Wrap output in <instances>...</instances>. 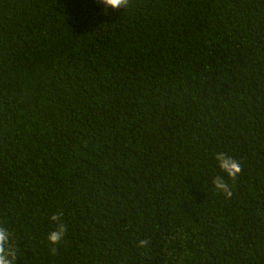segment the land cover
<instances>
[{"label":"trees","instance_id":"obj_1","mask_svg":"<svg viewBox=\"0 0 264 264\" xmlns=\"http://www.w3.org/2000/svg\"><path fill=\"white\" fill-rule=\"evenodd\" d=\"M0 226L16 264H264V0H0Z\"/></svg>","mask_w":264,"mask_h":264},{"label":"clouds","instance_id":"obj_2","mask_svg":"<svg viewBox=\"0 0 264 264\" xmlns=\"http://www.w3.org/2000/svg\"><path fill=\"white\" fill-rule=\"evenodd\" d=\"M105 9H127L130 5V0H98ZM215 160L222 173H224L228 180L235 181L238 175L241 173L240 162L227 155L224 152H218L215 154ZM228 180L224 175H218L212 180V184L218 193H222L226 199L232 197L233 192ZM62 213H54L51 215L50 220L54 223V230L50 231L47 236V240L51 247L50 251L54 255L57 252L55 245L59 244L67 233V225L62 220ZM12 234L6 227L0 226V264H16L17 254L15 245L12 242ZM148 244V240L142 239L139 241V247H145Z\"/></svg>","mask_w":264,"mask_h":264}]
</instances>
